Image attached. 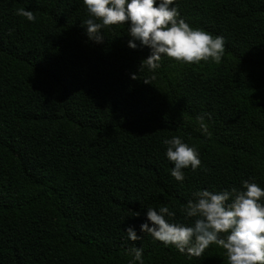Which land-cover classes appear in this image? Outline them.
I'll return each instance as SVG.
<instances>
[{"label": "trees", "instance_id": "obj_1", "mask_svg": "<svg viewBox=\"0 0 264 264\" xmlns=\"http://www.w3.org/2000/svg\"><path fill=\"white\" fill-rule=\"evenodd\" d=\"M174 6L224 38L220 63L162 55L153 73L140 66L150 49L128 47L127 24L88 38L83 0H0V264H129L133 247L144 264H228L215 244L189 256L140 225L165 205L192 224L181 209L197 190L264 189V0ZM172 136L201 160L182 182L166 157ZM129 226L141 240H128Z\"/></svg>", "mask_w": 264, "mask_h": 264}, {"label": "clouds", "instance_id": "obj_2", "mask_svg": "<svg viewBox=\"0 0 264 264\" xmlns=\"http://www.w3.org/2000/svg\"><path fill=\"white\" fill-rule=\"evenodd\" d=\"M90 18L84 21L90 40L102 43V29L127 24L131 37L128 47L135 49L139 41L150 49V55L141 61L155 72L160 67L162 55L177 62L199 63L211 59L220 63L225 53L222 36L193 28L180 18L174 0H83ZM18 16L29 22L37 20L33 11L19 8ZM13 30H9L11 35ZM137 79V74L131 75ZM155 79V75L151 77ZM148 83L147 81H144ZM204 113L196 117L202 133L211 136ZM167 145L166 157L174 163L171 176L177 181L185 180L183 169L189 166L193 171L201 166L198 150L183 142L180 136H172L163 142ZM243 189L235 187L217 192L197 190L193 198L182 207L186 218L193 223L175 222V212L165 205L155 209L148 207L146 222L140 225V232L150 234L164 245H173L181 253L200 257L212 244L225 250L228 264H264V189L255 182L245 180ZM131 216L139 217V212ZM149 222L151 226H149ZM130 241L141 240L132 226L126 229ZM133 261L144 264L142 248L130 249ZM130 261L129 264H133Z\"/></svg>", "mask_w": 264, "mask_h": 264}]
</instances>
